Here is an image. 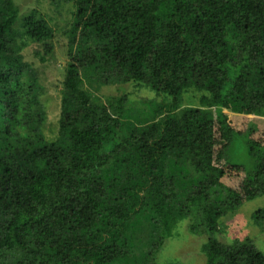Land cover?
<instances>
[{"label":"trees","instance_id":"1","mask_svg":"<svg viewBox=\"0 0 264 264\" xmlns=\"http://www.w3.org/2000/svg\"><path fill=\"white\" fill-rule=\"evenodd\" d=\"M74 1L49 139L22 51L27 38L52 53L54 30L36 12L18 28L20 8L0 0V264H174L157 259L184 219L207 236L205 264H264L249 236L215 235L264 194L258 125L228 114L264 117V0ZM111 83L165 99L145 114L131 91L102 99ZM191 89L199 105L183 104ZM252 216L264 226V207Z\"/></svg>","mask_w":264,"mask_h":264},{"label":"rangeland","instance_id":"2","mask_svg":"<svg viewBox=\"0 0 264 264\" xmlns=\"http://www.w3.org/2000/svg\"><path fill=\"white\" fill-rule=\"evenodd\" d=\"M20 8L17 26L20 28L21 21L32 12L43 16L48 24L53 28V37L50 42L54 46L52 53L45 55L44 45L40 42L25 39L26 45L23 49L25 59L32 63L37 69L40 81L44 86L42 101L47 111V120L44 126L45 135L53 139L58 134L59 118L61 113V98L63 81L65 78V67L69 62L68 41L69 29L73 22L75 1L74 0H14ZM24 39V38H23ZM41 55L47 59L41 60ZM90 87L88 83L85 84ZM124 90L131 91L130 97L133 105L145 114L151 110L153 103L162 102L165 97L158 95L150 88L138 86L136 84L111 83L101 85L97 89L102 99L108 96L121 94ZM184 105H199L198 96L200 93L191 89L184 93ZM229 117L237 129L244 130L250 123L258 125V131L254 138L264 142V117L255 115H237L229 112ZM243 174L233 173L230 180L237 185ZM264 207V194L244 202L235 214L221 217L222 231L216 233L218 239L225 243H232L236 238L249 236L254 245L264 252V226H259L253 219V212ZM188 219L182 220L175 234L169 238L159 253V262H172L174 264H205V254L202 251V244L207 241L205 234L192 233L188 228Z\"/></svg>","mask_w":264,"mask_h":264}]
</instances>
